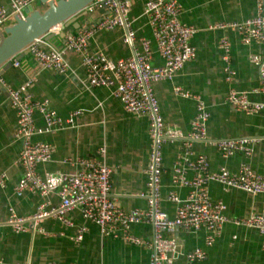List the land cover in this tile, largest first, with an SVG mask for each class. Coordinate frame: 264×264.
Here are the masks:
<instances>
[{
    "label": "crops",
    "instance_id": "obj_1",
    "mask_svg": "<svg viewBox=\"0 0 264 264\" xmlns=\"http://www.w3.org/2000/svg\"><path fill=\"white\" fill-rule=\"evenodd\" d=\"M129 27L136 33V39L127 43L128 31L125 27L98 31L90 40V49L102 52L109 59L118 61L134 57L142 51V39L152 41L155 67L164 65L157 52L146 14L144 0H129ZM184 8L181 21L196 29L192 44L197 55L194 60L178 72L173 79L156 83L155 94L159 100L161 113L167 129L179 130L187 135L196 115V102L183 98L177 93L182 88L200 97L207 105L211 117L208 122L206 141L194 144L195 155L208 157L211 170H227L238 174L244 165L264 173V111L243 112L227 102L232 90L249 93L254 102H264L263 94H253L260 89L262 82L258 68L251 58L262 52L256 43L245 44L236 30L217 29L219 23H244L257 15L256 0H178ZM39 2V1H36ZM34 2L32 5L38 9ZM8 5L9 0H2ZM107 14L105 11L85 15L78 20L80 30L95 26ZM14 24L9 21L7 26ZM64 28V27H63ZM78 31L65 28L55 41L49 43L61 48L66 37ZM66 34V37H64ZM228 38L230 66L235 73L231 81L225 71L224 52L219 47L221 39ZM20 67L14 65L1 70L2 78L13 88L32 82L30 92L35 101H49L50 107L63 118L74 112L81 114L73 126L53 132H39L45 128L42 114L36 112L37 133L34 141L52 145L55 149L50 162L39 166L41 174L75 173L80 159L98 158L101 150L106 151L105 160L112 169L111 194L126 210H146L149 194V167L153 150L150 121L125 111L123 104L110 88H92L86 81L83 55L69 51L66 62L69 71L59 74L54 70L37 69L33 57L28 54L21 60ZM17 113L12 108L7 91L0 84V256L7 264H149L151 251L130 245L121 239L105 237L100 228L86 221L79 209L68 213L73 227L61 221L47 218L41 222L42 232L31 228L26 233H16L9 225L10 208L22 218H31L38 207L47 202L59 208L61 199L57 193L43 198L31 192H17L16 187L24 177V170L18 161L22 142L16 137ZM250 139L252 154L238 153L225 158L215 146L223 140ZM182 152L181 141H168L162 146V209L175 217L177 204L170 201L169 195L176 193L186 198L190 189L175 186L172 182V169ZM5 180L2 184V176ZM187 177L192 179L193 172ZM211 199L224 202L226 215L230 219L246 217L264 212V194L252 195L226 185L212 182L208 186ZM86 227L84 240L77 243L78 228ZM132 233L142 238H152L153 229L149 225H134ZM179 246V257L175 264H264L262 237L256 229L238 227L229 222L216 242L208 246L209 232L177 230L167 234ZM202 249L205 259L189 263L186 255Z\"/></svg>",
    "mask_w": 264,
    "mask_h": 264
},
{
    "label": "built area",
    "instance_id": "obj_2",
    "mask_svg": "<svg viewBox=\"0 0 264 264\" xmlns=\"http://www.w3.org/2000/svg\"><path fill=\"white\" fill-rule=\"evenodd\" d=\"M0 0V40L1 32L14 17H25V10L39 0H9L3 5ZM56 2L60 0H55ZM146 14L150 18V26L157 52L164 60L162 67L152 64L154 51L152 41L142 39V51L129 59L113 61L102 52L90 49V40L98 32L113 30L126 25L127 43L136 39V33L130 29L128 17L131 3L129 0H95L87 7V13L107 12L95 26L81 29L77 34L68 35L63 47L56 48L43 39L37 40L28 47L37 69L54 70L59 74L69 71L66 54L69 51L83 55V66L86 81L92 88L106 87L114 91V95L121 101L127 113L147 117L150 121L153 150L149 167V194L146 210H124L111 194L112 169L105 160L106 151H100L98 158L80 159L77 161L79 170L75 173L41 174L39 166L52 160L55 149L52 145L34 141L37 133L36 112L42 114L45 128L39 132H53L75 125L81 114L74 112L67 118L60 116L50 107L49 101H35L30 88L33 81L25 83L19 88H13L0 75V84L5 87L10 104L17 113L16 137L23 144L18 164L24 170V177L16 187L17 192H31L49 197L57 193L61 199L59 208L51 207L43 202L31 218H22L10 208L9 225L16 233H26L30 228L34 232H42L41 222L47 218L61 221L67 227H73V221L68 213L79 209L86 221L96 224L105 237L121 239L127 244L150 250L149 264H175L179 257V246L175 239L167 238V234H174L177 230L198 232L207 230L209 237L207 245H213L221 235L227 223L238 227L256 229L262 237L264 248V212L246 217L230 219L226 215L227 207L224 202L211 199L208 186L217 182L227 187L241 190L252 195L264 194V173L255 171L250 165H244L238 174L227 170L213 172L207 156L195 155L194 144L206 141L208 137V122L211 114L206 103L198 96L182 88L177 93L183 98L193 99L196 115L191 130L184 135L179 130L166 128L161 113L159 100L155 94L156 83L171 80L186 64L196 58L197 51L192 44L196 29L181 21L184 12L183 5L178 0H144ZM257 15L244 23H219L217 29L236 30L245 44L256 43L262 52L254 55L251 62L258 68L262 86L255 89L253 94L264 95V0H256ZM45 6V5H44ZM63 26L54 28L50 33L58 37ZM224 52L225 71L228 81L234 72L230 66L231 44L224 37L219 43ZM15 67H20L19 60H13ZM250 94L232 90L227 96V102L246 113L264 111V102H254ZM181 141L182 152L172 169V182L175 186L186 187L190 193L186 198L176 193L169 195V200L177 204L175 217H171L162 209V177L163 168L162 146L166 142ZM250 139L223 140L215 146L225 158L238 153L252 154ZM189 172L194 177H187ZM5 180L2 176V184ZM134 225H149L153 229L152 238H142L131 231ZM88 228H78L75 240H84ZM205 252L198 248L186 255L189 263L204 260ZM0 264H7L0 256Z\"/></svg>",
    "mask_w": 264,
    "mask_h": 264
},
{
    "label": "water",
    "instance_id": "obj_3",
    "mask_svg": "<svg viewBox=\"0 0 264 264\" xmlns=\"http://www.w3.org/2000/svg\"><path fill=\"white\" fill-rule=\"evenodd\" d=\"M94 1L39 0L42 6H46L45 9L30 5L25 10L24 18L14 17V24L5 26L1 32L0 71L12 67L13 60H21L27 56L28 47L37 40L54 42L56 36L50 33L54 28L63 26V29L72 28L79 31L81 27L78 20L87 15V7ZM124 27L127 29L126 25ZM70 35H73V32Z\"/></svg>",
    "mask_w": 264,
    "mask_h": 264
},
{
    "label": "rangeland",
    "instance_id": "obj_4",
    "mask_svg": "<svg viewBox=\"0 0 264 264\" xmlns=\"http://www.w3.org/2000/svg\"><path fill=\"white\" fill-rule=\"evenodd\" d=\"M35 4L37 5V7L42 8V4H41V2H36ZM101 264H104V263H101ZM105 264H109V263H105Z\"/></svg>",
    "mask_w": 264,
    "mask_h": 264
}]
</instances>
